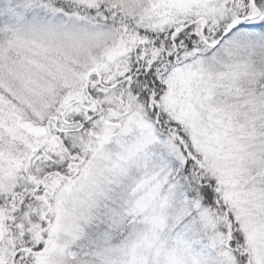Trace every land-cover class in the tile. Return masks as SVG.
Returning a JSON list of instances; mask_svg holds the SVG:
<instances>
[{
    "label": "snow or ice",
    "instance_id": "obj_1",
    "mask_svg": "<svg viewBox=\"0 0 264 264\" xmlns=\"http://www.w3.org/2000/svg\"><path fill=\"white\" fill-rule=\"evenodd\" d=\"M0 264H264V0H0Z\"/></svg>",
    "mask_w": 264,
    "mask_h": 264
}]
</instances>
